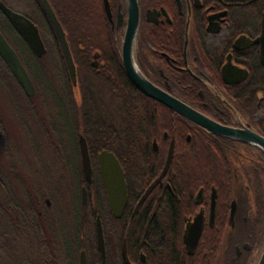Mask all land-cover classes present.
<instances>
[{
	"label": "flooded vegetation",
	"instance_id": "flooded-vegetation-1",
	"mask_svg": "<svg viewBox=\"0 0 264 264\" xmlns=\"http://www.w3.org/2000/svg\"><path fill=\"white\" fill-rule=\"evenodd\" d=\"M0 1L37 27L45 49L36 56L0 10V31L35 88L29 95L1 56V251L21 235L36 262L20 264H80L83 255L87 264H259L264 151L143 94L127 74L123 44L134 6L133 59L141 74L216 124L264 138V0H108L111 18L105 0H47L67 34L76 87L39 0ZM78 9L82 21L72 16ZM96 12L104 13L115 54L83 45L74 51L90 40L68 29L95 22L89 14ZM134 94L145 98L134 102ZM11 120L14 152L7 149ZM103 152L125 173L120 217L104 186Z\"/></svg>",
	"mask_w": 264,
	"mask_h": 264
},
{
	"label": "water",
	"instance_id": "water-1",
	"mask_svg": "<svg viewBox=\"0 0 264 264\" xmlns=\"http://www.w3.org/2000/svg\"><path fill=\"white\" fill-rule=\"evenodd\" d=\"M53 31L59 41L67 68L70 73L73 86H77V73L74 58L67 40V34L58 21L55 12L48 3L47 0H39ZM106 11L111 18V12L108 4V0H105ZM0 10L8 17L13 26L19 32V34L28 43L33 53L42 57L45 53V49L39 34L37 27L26 17L13 12L5 4L0 1ZM139 31V12L136 7L131 6L130 10V23L126 32L124 44H123V62L128 76L133 83L145 94L147 97L159 101L167 105L172 110L181 114L183 117L192 121L196 125L202 127L205 130L211 131L219 136L228 137L235 140H240L244 143L254 145L261 148L264 151V138L260 135L249 132H238L232 129L220 126L213 122L208 117L198 113L197 111L187 107L181 101L173 98L169 94L159 90L153 86L138 70L133 59V44ZM0 56L5 60L9 68L13 71L17 79L20 81L23 88L29 95H33L35 88L31 81V78L22 64L19 56L10 46L4 35L0 31ZM82 153L83 162L85 167V175L88 181H91L92 168L91 161L88 153L87 144L82 140ZM99 162L101 167V174L104 181V186L107 192L109 204L116 214L120 217L127 203V184L125 180V173L115 156L108 152H103L99 155ZM169 164V163H168ZM168 166V165H167ZM99 237L101 238L100 246L104 253V243L102 241V228L100 223L98 224ZM200 231V229L198 230ZM80 264H87L85 256L81 258ZM259 264H264V252L262 254Z\"/></svg>",
	"mask_w": 264,
	"mask_h": 264
},
{
	"label": "trees",
	"instance_id": "trees-1",
	"mask_svg": "<svg viewBox=\"0 0 264 264\" xmlns=\"http://www.w3.org/2000/svg\"><path fill=\"white\" fill-rule=\"evenodd\" d=\"M72 16L76 18H80V20H83L82 16V11L81 10H74L72 11ZM102 16H104V13H90L89 17L92 18L95 22L91 21V24H83V28L81 27V22L80 24L77 25H72L68 29V32L70 33V37L73 36L77 39L81 38L84 40H90L88 42H83L81 44H74L76 45V48H80L79 45H83L87 52L89 50L92 51H100V53L104 55L108 54H115L118 51H116V48L112 44L113 42V33L110 28L104 26L101 22ZM100 20V23L98 24V21ZM74 47V46H73ZM79 52V51H78ZM0 71H1V56H0ZM134 102L140 101V99L143 97L145 98L144 95H139V94H134ZM0 142H1V125H0ZM9 228L11 230H15L14 223L9 224ZM13 233V232H12ZM1 256L5 257V261H1ZM20 264V262L14 263V261H10V254L8 252H3L1 251V204H0V264Z\"/></svg>",
	"mask_w": 264,
	"mask_h": 264
},
{
	"label": "rangeland",
	"instance_id": "rangeland-1",
	"mask_svg": "<svg viewBox=\"0 0 264 264\" xmlns=\"http://www.w3.org/2000/svg\"><path fill=\"white\" fill-rule=\"evenodd\" d=\"M0 27H1V16H0ZM74 51L77 53L78 52V48H76V45H74ZM27 54V53H26ZM27 58V62L28 65H31V57L26 56ZM78 59H79V53H78ZM1 72V71H0ZM4 92L1 90V83H0V109H1V101L4 100L3 99V95ZM2 96V97H1ZM54 100V99H53ZM13 101V99H12ZM9 128H10V132H11V136H10V142L8 141V151H12L14 152L16 150V146H17V136H16V130H15V122L14 120H11L9 123ZM19 148V147H18ZM16 157L13 159H9L11 160L10 163H8L7 170L10 169V164H15L16 163ZM4 158H3V153L1 150V142H0V183H1V164H3ZM15 161V163H14ZM0 204H1V186H0ZM62 212L59 213V217L62 218ZM60 222V221H59ZM30 240L25 241L24 238L20 236H14L12 235L9 239H8V247L9 249L6 250V252H8V254H10V261H14V263L18 262L19 260H24V261H29V259L34 260L36 262V259H34L36 256L34 253L31 252V248L30 247ZM5 257L1 256V261H5Z\"/></svg>",
	"mask_w": 264,
	"mask_h": 264
}]
</instances>
